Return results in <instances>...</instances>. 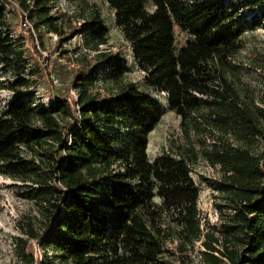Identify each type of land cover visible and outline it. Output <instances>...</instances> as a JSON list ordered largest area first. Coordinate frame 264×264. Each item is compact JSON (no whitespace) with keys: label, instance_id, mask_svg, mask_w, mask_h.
Here are the masks:
<instances>
[{"label":"trees","instance_id":"16d2710c","mask_svg":"<svg viewBox=\"0 0 264 264\" xmlns=\"http://www.w3.org/2000/svg\"><path fill=\"white\" fill-rule=\"evenodd\" d=\"M101 1L139 82L88 0L56 16L58 0H0V65L16 73L0 108V176L21 182L43 225L22 230V259L38 264L28 245L36 241L58 264H186L199 243L201 264H264V108L243 99L233 63L243 37L264 26V0ZM25 20L56 36L62 55L71 35L84 36V64L55 66L68 84L51 91L49 106L23 91L38 66L35 48L22 46L33 39ZM176 29L186 35L179 48ZM151 92L165 94L183 138L153 160L148 138L163 111ZM200 162L220 171L217 191L232 214L216 237L197 207L191 172Z\"/></svg>","mask_w":264,"mask_h":264},{"label":"rangeland","instance_id":"374dc122","mask_svg":"<svg viewBox=\"0 0 264 264\" xmlns=\"http://www.w3.org/2000/svg\"><path fill=\"white\" fill-rule=\"evenodd\" d=\"M97 6L100 14L105 21L109 31V47L126 56L129 72L127 78L134 82L141 80L142 74L138 71L130 56L129 47L123 41L122 36L116 30L113 24V15L107 5L101 0H88ZM241 0H234L237 4ZM72 0H58L52 9L54 16L64 13H71ZM260 11V7L255 9H245L244 14L247 19ZM78 26V22H73ZM31 31L32 42H24L23 49L27 47L35 48L38 53V66L34 69L37 73L33 77H27L28 86L23 91L33 96L35 105H51L50 93L58 96L62 92L63 85L67 86L65 75L58 74L56 65H63L67 70L74 69L84 64V59L79 56L83 52L84 36L71 35L70 39L62 45L65 50L63 55L58 49V38L51 33ZM176 48H179L185 41L186 35L177 29L175 30ZM39 38V40H38ZM39 41L42 43L41 46ZM242 49L236 55L233 63L238 66L239 73L234 79V83L243 99L249 101L259 108H264V26L259 25L253 31L248 32L242 39ZM65 54V55H64ZM67 55V56H66ZM93 64L91 58L87 59ZM30 67V65H28ZM70 73V71H69ZM15 72L6 70L0 65V108L9 101L14 93L9 89L14 80ZM53 85V87H52ZM69 94L73 96L74 92L69 87ZM75 95V94H74ZM153 98L163 111L159 124L155 127L148 138L147 155L153 160L160 153L169 150L172 144L183 142L180 129V119L169 109V103L165 94L151 92ZM264 146V139H260L258 147ZM191 176L197 188L199 189V198L197 207L202 218L204 232L215 227L214 236H218V230L223 221H226L228 215H232L230 210L224 209L221 203V194L217 187L220 181L221 173L219 170L211 168L204 162H200L192 169ZM21 182L10 178L0 176V264H26L23 257H27L28 248L18 243V238L25 240L22 230L27 224L31 223L37 230L43 226L37 207L34 202L25 195ZM212 230V229H211ZM33 249L34 260L38 264H58L56 254L48 251L43 254L36 241H29L28 245ZM169 250L174 251V245L167 246ZM201 250L199 243L195 244L193 252L187 254L186 264H201L197 251ZM46 255V257H45ZM178 255V254H176ZM176 261V264H180Z\"/></svg>","mask_w":264,"mask_h":264},{"label":"built area","instance_id":"2783aa9c","mask_svg":"<svg viewBox=\"0 0 264 264\" xmlns=\"http://www.w3.org/2000/svg\"><path fill=\"white\" fill-rule=\"evenodd\" d=\"M24 24L26 25V26H28V28H29V30L31 29L32 30V28L30 27V25L28 24V22L25 20L24 21ZM33 31V30H32Z\"/></svg>","mask_w":264,"mask_h":264}]
</instances>
